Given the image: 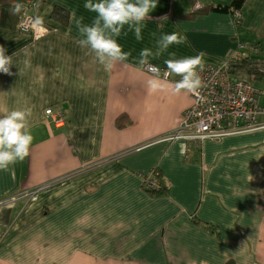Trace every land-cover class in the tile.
I'll use <instances>...</instances> for the list:
<instances>
[{"label":"crops","instance_id":"0c3cea01","mask_svg":"<svg viewBox=\"0 0 264 264\" xmlns=\"http://www.w3.org/2000/svg\"><path fill=\"white\" fill-rule=\"evenodd\" d=\"M85 2L44 0L33 13L49 22L54 7L68 11L65 31L0 27L15 53L13 74L0 73V118L31 108L34 137L29 156L0 172V264H264V129L168 140L192 99L150 92L138 63L175 32L186 42L150 65L203 52L205 66L231 65L264 93V0H158L142 41L118 38L132 55L110 73L77 44L76 20L96 15ZM153 170L166 187L158 196L143 185Z\"/></svg>","mask_w":264,"mask_h":264},{"label":"clouds","instance_id":"9594fccd","mask_svg":"<svg viewBox=\"0 0 264 264\" xmlns=\"http://www.w3.org/2000/svg\"><path fill=\"white\" fill-rule=\"evenodd\" d=\"M157 6L158 0H86L84 8L96 15L91 24H84L83 17L76 20L80 37L77 44L82 49H87L95 61L110 73L116 64L128 61L132 55L118 43V38L122 34L127 36L131 31L137 41H142L145 22L152 19L150 14ZM13 11L19 13L21 5L17 4ZM33 24L47 32L41 17H35ZM185 42L186 37L179 33L162 34L156 42L154 52L147 48L141 50L139 65L154 70L153 77L148 81L150 92L171 91L172 94L183 92L200 96L204 87L200 73L205 69V53L200 52L195 56L183 58H175L174 52L169 53L171 58L164 60L166 74L179 77V80L171 84L162 80L159 69L150 65L149 58L157 59L171 46H179ZM13 56H8L5 47L0 45V73L13 74ZM31 115L32 109L25 108L12 110L0 118V172L13 171L15 164L23 162L29 156L34 140L29 127ZM200 264L207 262L200 261Z\"/></svg>","mask_w":264,"mask_h":264},{"label":"built area","instance_id":"2783aa9c","mask_svg":"<svg viewBox=\"0 0 264 264\" xmlns=\"http://www.w3.org/2000/svg\"><path fill=\"white\" fill-rule=\"evenodd\" d=\"M43 2L44 0H23L17 3L21 5V29L45 33L42 28L33 24V13H36ZM237 19L239 20V17ZM240 59L236 57L235 60ZM143 68L147 73L154 75V70H150L148 66ZM231 72L229 65L205 66L204 71L200 73L204 83L200 96L190 94L192 105L185 114L183 126L178 133L168 137V140L186 138L197 142L202 139L201 135L204 133L205 137L220 139L264 129V121L261 120L264 117V105L261 103L264 93L234 78ZM159 75L165 79L170 77L165 69H159ZM46 115L56 127L64 125L65 119L61 114L48 110ZM154 176L156 175L151 173L148 179L153 180Z\"/></svg>","mask_w":264,"mask_h":264},{"label":"trees","instance_id":"16d2710c","mask_svg":"<svg viewBox=\"0 0 264 264\" xmlns=\"http://www.w3.org/2000/svg\"><path fill=\"white\" fill-rule=\"evenodd\" d=\"M21 1L23 0H0V27L14 30L18 26L22 12L20 11L19 13H15L13 9L15 8L16 4ZM33 15L35 16V14ZM49 20H50L49 22H43V25L46 26L49 30L51 31L56 30L57 26H59L65 31L69 25L70 14L68 11L62 8L54 7L49 17ZM231 71L233 75L232 68H231ZM233 77L236 78L235 76ZM153 172L156 175V179H158L159 182L161 183V187L157 189H153V188L148 187L146 183H144L143 185H144L145 190L148 193H150L153 196H158L164 193L166 187L164 186L163 178L159 174H157L158 171L153 170Z\"/></svg>","mask_w":264,"mask_h":264},{"label":"bare ground","instance_id":"6f19581e","mask_svg":"<svg viewBox=\"0 0 264 264\" xmlns=\"http://www.w3.org/2000/svg\"><path fill=\"white\" fill-rule=\"evenodd\" d=\"M202 136V139H200V140H197V142H204V141H206V140H211V138H209V137H205L206 136V134L204 133V134H202L201 135ZM205 137V138H204ZM204 138V139H203ZM190 140V139H189ZM194 141V140H193ZM153 173V172H152ZM150 175H151V173H150ZM150 176H146V177H144V182H143V184L144 183H146V185L148 186V187H150V188H153V189H157V188H159V187H161V183L159 182V180L158 179H156V176H154V178L155 179H153V180H149L148 178H149Z\"/></svg>","mask_w":264,"mask_h":264},{"label":"rangeland","instance_id":"374dc122","mask_svg":"<svg viewBox=\"0 0 264 264\" xmlns=\"http://www.w3.org/2000/svg\"><path fill=\"white\" fill-rule=\"evenodd\" d=\"M203 1H205V0H203ZM249 4V3H248ZM251 5L252 6H256L257 5V3H256V1H253V2H251ZM144 67V66H143ZM253 87V86H252ZM256 89V88H255ZM256 90H258V89H256ZM259 91V90H258ZM261 103L264 105V95L261 97ZM54 125V124H53ZM55 126V125H54ZM258 130H260V129H258ZM255 131H257V130H255ZM252 132H254V131H252ZM250 133V132H249Z\"/></svg>","mask_w":264,"mask_h":264}]
</instances>
